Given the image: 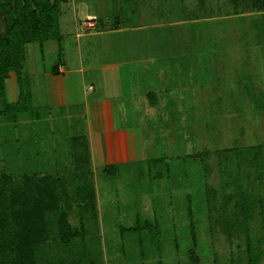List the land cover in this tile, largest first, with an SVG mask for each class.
<instances>
[{
  "label": "rangeland",
  "instance_id": "1",
  "mask_svg": "<svg viewBox=\"0 0 264 264\" xmlns=\"http://www.w3.org/2000/svg\"><path fill=\"white\" fill-rule=\"evenodd\" d=\"M82 1L96 8L97 0H61L60 38L45 41L43 51L39 42L28 45L39 77L64 54L74 59L79 47L85 64L118 58V37L105 29L77 38L76 7ZM104 1L98 0L101 6ZM109 1L114 2L104 3ZM136 4L142 12L152 11L153 22L141 31L152 54L167 58L169 64L180 51L200 47L196 66L183 71L181 95L163 90L159 100L169 97V102L154 110L138 98L124 97L131 115L117 122L139 128L144 158L94 166L88 142L72 149L43 141L42 121L30 135L36 138L41 132L35 144L39 158L19 165L12 150L19 145L28 148L16 141L21 105L5 107L7 98L0 87V176L13 178L0 180V215L10 222L13 234L24 225L18 217L26 210L36 211L39 219L31 240L4 246L7 264H193L188 256L193 227L200 264H247L248 252L255 264H264V0ZM87 13L79 10L82 27ZM165 14L168 21L152 24L159 25L157 17ZM4 30L0 18V31ZM138 42L132 47L139 48ZM212 47L216 51L211 55ZM171 71L169 66L168 84L177 85L179 74L171 81ZM122 82L129 84L126 67ZM15 84L13 78L8 87ZM38 98L30 96L23 103L36 105ZM39 105L32 106L34 113H44ZM48 185L54 197L45 195ZM62 212L75 233L67 242L59 235ZM6 237L10 234L3 244Z\"/></svg>",
  "mask_w": 264,
  "mask_h": 264
},
{
  "label": "crops",
  "instance_id": "2",
  "mask_svg": "<svg viewBox=\"0 0 264 264\" xmlns=\"http://www.w3.org/2000/svg\"><path fill=\"white\" fill-rule=\"evenodd\" d=\"M113 1L112 3L109 1L110 6L104 3L105 0L102 7L97 0L95 9L82 1L76 7L75 19H78L76 25L80 32V29L84 28L81 26L83 20L81 15L89 12L87 15L97 16L95 24L97 30H87V32H81L82 34L77 32V38L85 35V33L88 36L95 35V31H100L96 34H101L104 29L110 34L117 35L118 40L114 43V48L118 53L116 60H109L100 64L93 62L85 64L79 47V54L74 59L71 55L64 54V59L61 58L62 60L60 59L59 63L51 69L44 70L42 77H39L36 62L31 63L29 60L28 45L30 43L26 45L23 69L25 79L23 82H25V90L28 89L30 96L40 97L37 99L40 102L36 101V105L32 103L26 110L18 112L21 117L15 123L18 134L16 141L27 144L28 153L25 155L24 152L27 150H23L24 148L22 149L20 145L14 148L12 153L17 164L20 165L19 162L24 160L39 158L37 152L35 153L37 148L35 144L36 140H40L41 132L36 133V138L30 137V135L39 129L42 121L46 125L45 128L44 126L41 127V130H46H44L45 138H42L43 141L50 140V144L62 143L64 145L61 147L65 146L72 149H76V146L86 145L88 142L92 150L90 159L94 166L112 167L111 165H119L120 163H134L139 158H144L143 150L145 147L143 148L141 131L138 127L135 128L134 125L121 126L117 122L118 119L121 120L123 117H130L131 115V109L127 107L124 97L127 95L134 100L138 98L137 101H142L145 108L154 110L155 107L159 109L158 105H161V102H169H167L169 97L159 100L158 95H161L163 90L175 96L181 95L184 91L183 71L196 66L195 58L200 47L180 51L174 61H169L168 64L167 58H158L152 54L150 46H148V37L141 32L152 21V11L143 9L142 12L139 6H136V0L128 3ZM135 6L136 9H134ZM143 6H145L144 3ZM147 18L149 19L147 20ZM157 18H159V25L152 23L153 25L160 26L163 21H168L166 14L165 18L159 16ZM176 21L178 20L174 22ZM167 23H173V21ZM138 40L141 43L139 48L132 47V42L136 44L139 43ZM43 44H40L41 47L39 48L42 51L45 49ZM142 46L144 48L147 46L149 49L145 51ZM214 50L216 51L212 47L211 55L215 53ZM169 66L172 70L170 80L172 81L179 74L176 78L177 80L180 77L177 80L179 86H177L178 83L174 85V82L168 84ZM124 67L128 70V86L122 82ZM12 74L16 84L9 88L8 82L13 79ZM5 82L4 95L7 98L6 101L16 102L20 94L17 75L10 72V76ZM170 86L174 88L168 90ZM124 87H128L127 92H125ZM144 98L145 101H143ZM39 104H42L44 113H34L33 108L36 109L35 106L40 107ZM56 107L59 111H56ZM51 149L56 151L58 147ZM76 154L80 153L77 152Z\"/></svg>",
  "mask_w": 264,
  "mask_h": 264
},
{
  "label": "trees",
  "instance_id": "3",
  "mask_svg": "<svg viewBox=\"0 0 264 264\" xmlns=\"http://www.w3.org/2000/svg\"><path fill=\"white\" fill-rule=\"evenodd\" d=\"M62 13L61 0H3L0 1V18L3 19L5 30L0 31V87L4 90V81L10 76V72L17 75L20 94L16 102H5V107L9 105H21L17 112L26 110L30 106L24 104L30 98V92L26 93L23 87V69L26 58V45L32 42L43 44L49 39L60 38L59 18ZM53 70H56L53 68ZM2 90V91H3ZM24 108V109H23ZM8 174H2L0 180L11 181ZM49 191L48 185L44 193L48 198L54 197ZM22 195V194H20ZM51 195V196H50ZM50 203V201H49ZM36 211L31 209L24 212V217H18L23 220V226L17 227L13 234L10 222L0 215V264H7L9 258L4 250V246L20 245L31 240L39 227V219ZM150 226V223H147ZM35 225L37 227H35ZM60 239L67 242L70 237L75 235L72 226L69 224L66 213L62 212L58 222ZM40 230H42L40 228ZM38 230V232H41ZM10 237L3 240L4 236ZM193 244L188 249V256L193 264H200L201 260L197 253L198 238L196 231L192 229ZM16 242V244H15ZM248 245V250L250 249ZM249 261L247 264H255L256 259L248 252ZM16 264H28V262L16 261ZM13 263V264H14Z\"/></svg>",
  "mask_w": 264,
  "mask_h": 264
},
{
  "label": "built area",
  "instance_id": "4",
  "mask_svg": "<svg viewBox=\"0 0 264 264\" xmlns=\"http://www.w3.org/2000/svg\"><path fill=\"white\" fill-rule=\"evenodd\" d=\"M96 20V15H88L87 19L83 21L84 28L79 32V34H82L81 32H86L87 30L95 28Z\"/></svg>",
  "mask_w": 264,
  "mask_h": 264
}]
</instances>
